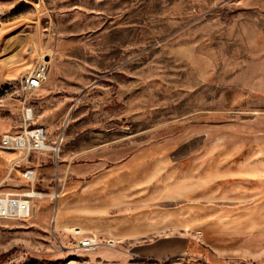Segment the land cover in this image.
Listing matches in <instances>:
<instances>
[{
	"label": "rangeland",
	"instance_id": "1",
	"mask_svg": "<svg viewBox=\"0 0 264 264\" xmlns=\"http://www.w3.org/2000/svg\"><path fill=\"white\" fill-rule=\"evenodd\" d=\"M29 106L48 147L0 149V197L38 194L3 202L0 264H264V0H0V139Z\"/></svg>",
	"mask_w": 264,
	"mask_h": 264
},
{
	"label": "built area",
	"instance_id": "2",
	"mask_svg": "<svg viewBox=\"0 0 264 264\" xmlns=\"http://www.w3.org/2000/svg\"><path fill=\"white\" fill-rule=\"evenodd\" d=\"M49 72V62L46 59H42L38 64L26 75H23L20 81L21 92L25 94L23 99L24 105H26V97L28 93L38 90L46 82ZM25 111V127L24 131L20 135L5 134L0 139V149H11L19 152L30 153L34 150H44L47 145V130L43 126L34 128L29 127L30 121L34 119V108L24 107ZM21 140V144H20ZM36 172L34 170H28L25 176L28 178L35 179ZM35 189H31L27 192L22 193L21 199H10L0 197V214H4L3 202L9 201L10 204L21 203V217H28L32 214V198L37 196ZM18 206V205H17ZM6 205L4 206V209ZM19 208V206H18ZM80 232V231H78ZM97 245L96 240L88 238L80 242V246L93 248Z\"/></svg>",
	"mask_w": 264,
	"mask_h": 264
},
{
	"label": "crops",
	"instance_id": "3",
	"mask_svg": "<svg viewBox=\"0 0 264 264\" xmlns=\"http://www.w3.org/2000/svg\"><path fill=\"white\" fill-rule=\"evenodd\" d=\"M39 156L41 155L39 154ZM30 159H31L30 156H21V162H29V163L35 162V159L32 160ZM182 245L183 246L185 245L183 239L181 238L172 239L169 241L160 242L157 245H155L154 248L151 249L150 251H143L140 254H136V256H140V257L143 256L144 258L152 257V256H163L170 253L171 251L176 250L178 247ZM114 258H117V255H114Z\"/></svg>",
	"mask_w": 264,
	"mask_h": 264
},
{
	"label": "bare ground",
	"instance_id": "4",
	"mask_svg": "<svg viewBox=\"0 0 264 264\" xmlns=\"http://www.w3.org/2000/svg\"><path fill=\"white\" fill-rule=\"evenodd\" d=\"M20 144H21V140H20ZM4 203H5L4 206L6 205V208H5L6 211H10V209H11V211H14V212L21 214V203L17 204L19 206V208L16 205V203L10 204L9 201H7V203L6 202H4ZM77 231H80L78 233L84 232V230H81V229H79V230L77 229L75 232H77Z\"/></svg>",
	"mask_w": 264,
	"mask_h": 264
},
{
	"label": "trees",
	"instance_id": "5",
	"mask_svg": "<svg viewBox=\"0 0 264 264\" xmlns=\"http://www.w3.org/2000/svg\"><path fill=\"white\" fill-rule=\"evenodd\" d=\"M10 253H11V252L2 255V256L0 257V262H1L2 260H4L5 258H7V256H8ZM42 263H44V261H42Z\"/></svg>",
	"mask_w": 264,
	"mask_h": 264
}]
</instances>
